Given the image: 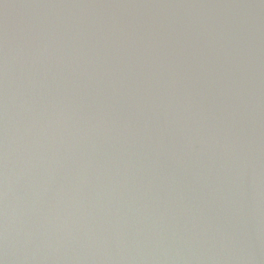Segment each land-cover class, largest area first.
Listing matches in <instances>:
<instances>
[{
    "label": "water",
    "instance_id": "95a60500",
    "mask_svg": "<svg viewBox=\"0 0 264 264\" xmlns=\"http://www.w3.org/2000/svg\"><path fill=\"white\" fill-rule=\"evenodd\" d=\"M0 264H264V0H0Z\"/></svg>",
    "mask_w": 264,
    "mask_h": 264
}]
</instances>
